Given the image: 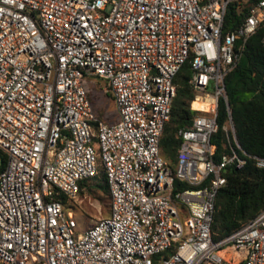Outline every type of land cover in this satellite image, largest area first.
Listing matches in <instances>:
<instances>
[{
	"label": "built area",
	"instance_id": "2783aa9c",
	"mask_svg": "<svg viewBox=\"0 0 264 264\" xmlns=\"http://www.w3.org/2000/svg\"><path fill=\"white\" fill-rule=\"evenodd\" d=\"M230 5L242 17L223 29ZM261 23L264 0H0V264H264V207L210 233L226 166L244 163L237 151L264 168L235 140L224 87ZM185 61L195 112L172 169L158 141ZM93 78L113 121L88 98ZM220 101L229 153L214 161ZM100 171L108 212L78 230L60 196Z\"/></svg>",
	"mask_w": 264,
	"mask_h": 264
},
{
	"label": "trees",
	"instance_id": "16d2710c",
	"mask_svg": "<svg viewBox=\"0 0 264 264\" xmlns=\"http://www.w3.org/2000/svg\"><path fill=\"white\" fill-rule=\"evenodd\" d=\"M239 17H242V13H237L233 5H230L224 16L223 29L234 27ZM189 74V62L185 61L173 78L175 91L169 118L158 141L159 153L172 169L176 163L180 141L177 130L188 127L195 112L189 108L193 97L188 83ZM224 87L227 109L238 146L247 155L264 158V23L259 24L254 33L245 40L235 66L224 77ZM87 95L93 106L89 86ZM96 115L100 116L98 113ZM227 116L225 104L220 101L216 117L218 128L211 138L215 146L214 161H218L223 153H229L222 129ZM237 153L244 159V163L239 168L226 166L225 182L214 196L210 223L213 240L228 235L264 207V168L256 167L253 160L240 151ZM5 163L6 155L0 150V170ZM174 185L181 186L177 180ZM181 187H185V184ZM83 190H100L108 195L102 171L79 181L78 193ZM60 199L63 207L68 208L67 199L64 196H60ZM166 253L160 255L165 256ZM155 262L157 256L154 257Z\"/></svg>",
	"mask_w": 264,
	"mask_h": 264
},
{
	"label": "rangeland",
	"instance_id": "374dc122",
	"mask_svg": "<svg viewBox=\"0 0 264 264\" xmlns=\"http://www.w3.org/2000/svg\"><path fill=\"white\" fill-rule=\"evenodd\" d=\"M88 83L96 113H98L102 119H114L117 115L111 97L108 94L109 91L107 86L98 78H93ZM108 202V195L100 190H95L93 192L83 190L81 193H77L74 199L67 200L66 204L73 212L78 230H82L95 219L107 214ZM236 254L237 252L233 255L235 256Z\"/></svg>",
	"mask_w": 264,
	"mask_h": 264
},
{
	"label": "bare ground",
	"instance_id": "6f19581e",
	"mask_svg": "<svg viewBox=\"0 0 264 264\" xmlns=\"http://www.w3.org/2000/svg\"><path fill=\"white\" fill-rule=\"evenodd\" d=\"M191 106L192 107H201L200 105H198L197 103H194V102L191 104Z\"/></svg>",
	"mask_w": 264,
	"mask_h": 264
},
{
	"label": "crops",
	"instance_id": "0c3cea01",
	"mask_svg": "<svg viewBox=\"0 0 264 264\" xmlns=\"http://www.w3.org/2000/svg\"><path fill=\"white\" fill-rule=\"evenodd\" d=\"M113 107H114V106H113ZM116 117H117V116H115V117H114V119H112V120H108V119H107V120L105 119V120H106L107 122H110V121H113V120H115V119H116Z\"/></svg>",
	"mask_w": 264,
	"mask_h": 264
}]
</instances>
